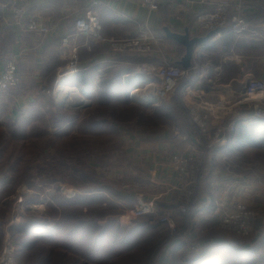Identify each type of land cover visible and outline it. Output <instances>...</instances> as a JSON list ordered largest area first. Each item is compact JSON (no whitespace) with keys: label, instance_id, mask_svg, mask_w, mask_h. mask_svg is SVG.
<instances>
[{"label":"crops","instance_id":"obj_1","mask_svg":"<svg viewBox=\"0 0 264 264\" xmlns=\"http://www.w3.org/2000/svg\"><path fill=\"white\" fill-rule=\"evenodd\" d=\"M0 1L11 4L21 0ZM94 1L99 4L93 5ZM243 2L248 6H254V8L246 7L250 32L242 36L227 35L216 39L212 36L205 43H195L189 64L192 67L200 52V70L197 72L190 69L179 85L180 90L193 83L190 85V91L194 95L188 94L185 101L191 107L203 112L210 110L212 127L228 120L238 121V129L229 149V154L237 167L231 174L225 172L219 162L221 156L219 148H212L208 157L211 172L200 190L201 203L192 210V224L200 231L206 232L199 238L200 243L208 239V242L213 243L212 248L219 249L217 253L225 248L228 252L247 249L255 241L264 239V118L251 119L253 110L250 105H229L237 101L248 77L264 80V11H257V7L264 5V0H243ZM158 3V10L150 11L142 6L141 0H25V19L38 18L49 28L46 34L23 31L13 22L10 11H7L5 18L0 20V70L4 60L13 57L18 64L21 84L20 90L17 89L18 93L10 90L1 99L0 117L7 115L9 105V107L13 103L16 105V109L10 111V114L14 115L19 109L17 105L22 104L21 108H26L34 99L44 95L48 88L56 86L58 75L66 71L72 47H63L62 39L74 33L75 19L88 10H94L98 14L103 33L108 38L133 37L148 26L164 38V45L162 54L114 53L106 43L90 41L83 45L84 39L76 36L71 45L80 46L81 71L71 83L81 87L85 93L90 95L101 79L112 72V75H116L112 79L118 76V87L121 88L118 90L122 95H126L129 100H135L133 94L135 91H141L139 85L144 87L146 85L144 74L137 73L140 64L145 61L160 64L166 60L183 66L187 48L182 42L170 38L166 31L179 35L187 33L188 40L206 37L209 32L200 29L196 19L200 13L210 9V4H189L188 0H158ZM232 3H236V0H232ZM197 73L203 77L197 79ZM127 74L132 78L129 83L124 79ZM179 90L159 105H150L147 104L148 102L144 105L161 107L162 110L169 112L170 102L175 101L177 106L184 108L180 101ZM220 100H226L229 106L226 105L222 110L211 107ZM195 140L194 134L185 133L181 124H178L166 128L154 137L140 138V144L136 146L132 144L133 157L145 159L151 173L149 177L156 184L154 194L148 196L144 193V200H154L155 203L163 201L160 205L163 207H157V210L168 213L174 221H176L175 214L179 210L178 203L176 205L173 200L175 194L178 198L176 191L178 181L173 158L178 153H184L189 143ZM221 203H224L228 209L237 203H244L259 214L258 223L254 225L251 236L246 237L250 240L235 241L218 227L217 208ZM101 221L98 220L95 225L100 229L103 228L104 231L107 222ZM165 225L168 227L167 224ZM43 229L37 230L36 237L39 233L42 234L38 231H44ZM181 229L186 230L184 225ZM6 230L5 223H1L0 238ZM84 234L81 239L82 244L79 242L78 246L82 245L86 249L96 246L101 250L109 247L111 251L110 254L100 253V250L93 255L89 254L88 264L117 260L118 249L126 248L124 244L118 242L110 245L108 235L105 233L95 239L93 244L90 239L91 234L85 231ZM185 236L183 235L181 243L189 241ZM180 242L178 240L169 242L164 248V253L159 257L158 264H173V253ZM82 260L86 261L85 255Z\"/></svg>","mask_w":264,"mask_h":264},{"label":"rangeland","instance_id":"obj_2","mask_svg":"<svg viewBox=\"0 0 264 264\" xmlns=\"http://www.w3.org/2000/svg\"><path fill=\"white\" fill-rule=\"evenodd\" d=\"M113 76L116 75L112 72L104 76L90 95L76 86L89 101L85 106L61 103L55 86L26 108L17 105L16 115L10 114L16 109L13 103L8 106L7 115L0 117V224L4 222L7 227L0 238V252L7 234L16 244L39 238L25 240L21 238L25 235L23 230L18 228L26 229L23 224L40 221L60 230L55 234L56 241L37 239L35 250L18 254V264H88L89 254L105 250L75 247L69 237L72 235L76 244H82L85 231L91 234L93 244L103 232L96 222L106 220L104 230L110 245L118 242L126 248L118 249L117 260L101 264H158L168 243L180 242L183 235L189 241L178 244L173 264H264V239L253 243V253V249H242L233 254L226 248V252L217 253L219 249L212 248L208 239L200 243L199 238L206 232L192 224L193 211L187 218L178 211L176 228L169 229L162 219L171 215L157 210L163 207V201H157L152 215L131 223L123 219L138 199L144 200V193L153 195L156 186L145 159L133 157V145L140 144V138L154 137L178 125L181 116L173 101L169 112L144 105L147 90L141 84V91L133 94L136 101L129 100L118 90V76L112 79ZM131 81L129 78L126 82ZM17 89L20 85L10 90L18 93ZM177 199L175 194L176 205ZM252 211L258 221L259 214ZM77 227L81 230L74 237ZM220 229L235 241L250 240ZM84 255L86 261L82 260Z\"/></svg>","mask_w":264,"mask_h":264},{"label":"built area","instance_id":"obj_3","mask_svg":"<svg viewBox=\"0 0 264 264\" xmlns=\"http://www.w3.org/2000/svg\"><path fill=\"white\" fill-rule=\"evenodd\" d=\"M189 4H210V9L198 15L196 21L200 29L213 33V38H222L227 35L242 36L250 32V23L246 16V7L243 0H188ZM99 2L94 1L93 5ZM142 6L150 11H156L159 8L158 0H141ZM258 12L264 11V5L257 7ZM10 11L12 20L19 25L23 31L46 34L49 28L38 18L30 17L25 19L26 4L25 0L5 3L0 1V20ZM74 33L62 39V46H72L69 52V58L66 65V71L58 75V81L55 91L59 92L62 87L65 94L69 95L60 98L61 103L66 106L87 105L89 102L86 97L80 94L79 89L72 85V81L81 71L79 45H71L76 36L84 39V44L90 41L102 42L108 44L110 50L114 53H133L138 55H150L152 53L162 54L164 38L155 33L148 26H145L139 34L133 37L108 38L103 33V26L98 14L94 10H88L83 15L77 17L74 22ZM200 52L194 61L192 67L184 68L177 63H170L164 60L160 64L145 61L137 68L138 74H144L146 80L145 90L147 93L144 100L151 105H159L167 100L172 94L179 90L181 79L188 74L190 69L200 70ZM128 81L129 74L124 76ZM203 77L197 73V79ZM21 84V78L18 74V64L13 58H6L0 70V102L10 89L16 88ZM190 83L179 90V97L184 106L187 119L192 126L195 142L189 143L184 153L174 155L173 162L177 169L176 191L178 193L179 212L187 218L192 210L201 203L200 188L206 181L211 172V165L208 157L212 148L217 147L221 153L219 162L222 169L227 173H233L237 167L236 162L229 154L232 142L238 129L237 120H228L214 127L210 125V113L208 110L203 112L193 108L185 101L188 94L193 96L190 91ZM61 88V89H62ZM68 91V92H67ZM61 92V91H60ZM59 92V95H60ZM134 93V92H133ZM74 96L75 99L84 100L81 104L75 102H66ZM229 102L220 100L211 107L222 110L226 108ZM250 105L253 110L251 119L258 120L264 118V80L250 76L243 85L242 92L235 103L229 105ZM228 105V106H229ZM21 201V200H19ZM156 203L154 200L146 201L142 198L132 206L131 210L123 215L128 223L132 220L154 214ZM218 225L223 230L232 231L240 237H249L252 234L253 227L257 221L254 211L250 210L244 203H237L232 208H227L221 203L217 208ZM162 221L166 223L169 229L174 230L176 224L174 220L165 216ZM17 244L15 240L7 234L0 252V264H18L17 262Z\"/></svg>","mask_w":264,"mask_h":264},{"label":"trees","instance_id":"obj_4","mask_svg":"<svg viewBox=\"0 0 264 264\" xmlns=\"http://www.w3.org/2000/svg\"><path fill=\"white\" fill-rule=\"evenodd\" d=\"M73 84V83H72ZM174 103H176L175 101H174ZM176 106H177V104H176ZM177 108H179L178 109V111H179V116H181L180 117V122H179V124H181V128H182V130L185 132V133H187V134H189V135H192L193 133V129H192V126H191V124L189 123V121H188V119H187V116H186V114H184V108L182 107V106H177ZM25 227H26V229H22V228H18V229H20V230H23V234H25V235H23L21 238H23V239H27L28 237H32V236H37V230H40V229H42V228H44L43 230V232H42V236H40V235H38L39 236V238H41V241L42 242H49V243H53V242H55L56 241V239L57 238H55V234L56 233H60V230L59 229H51L48 225H43L42 224V222H40V221H36V222H33V223H31V225H28V224H23ZM80 230L81 229H79V227H77V229H76V234H75V236L74 237H78L79 236V233H80ZM51 233V234H50ZM106 234V235H108V232L106 231V230H104L102 233H101V235L100 236H102L103 234ZM44 234V235H43ZM50 234V236H48V235ZM69 239L72 241V243H73V245H75V247H78V248H83V249H86L85 247H83L82 245L81 246H77V244L75 243V240H73V237H72V235H70V237H69ZM40 241V242H41ZM259 242H260V240H258ZM38 241L37 240H34V241H31V242H28V241H26V242H21V244H17V256H18V254L22 251V250H35L36 249V247L38 246ZM255 244V243H254ZM254 244H252L249 248H247L248 250L247 251H249L250 249H253V250H251V253H253V252H256L255 251V248L256 247H254L253 245ZM69 246H71V247H74V246H72V244H70ZM252 247H254V248H252ZM240 250H242V249H240ZM240 250H234V251H232L233 252V254L234 253H236V252H238V251H240ZM110 250L109 249H107V250H105L104 251V254H110ZM222 252H226V250L225 249H222ZM16 256V257H17Z\"/></svg>","mask_w":264,"mask_h":264},{"label":"water","instance_id":"obj_5","mask_svg":"<svg viewBox=\"0 0 264 264\" xmlns=\"http://www.w3.org/2000/svg\"><path fill=\"white\" fill-rule=\"evenodd\" d=\"M166 33L170 38H173L177 41H180L186 46L187 53H186V56L182 62L184 68L190 67L189 61L192 58V53H193L195 43H199V44L205 43L206 41H208L210 39V37L213 36V33H209L204 38L188 40V34L187 33L185 35H179V34L171 33L168 30L166 31Z\"/></svg>","mask_w":264,"mask_h":264},{"label":"bare ground","instance_id":"obj_6","mask_svg":"<svg viewBox=\"0 0 264 264\" xmlns=\"http://www.w3.org/2000/svg\"><path fill=\"white\" fill-rule=\"evenodd\" d=\"M61 88H62V87H61ZM61 88L59 89V90L61 91V92L59 91V92H60L59 97H60V98H64L65 96L67 97V96L69 95V93L65 94V92L62 91V90H64V89H63V88L61 89ZM67 92H68V91H67ZM70 98H71V99H69V100H66V99H63V100H65L66 102H72V101H73V102H75L76 104H81V103L84 102V100H81V99H75L74 96H71Z\"/></svg>","mask_w":264,"mask_h":264}]
</instances>
